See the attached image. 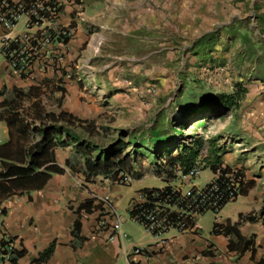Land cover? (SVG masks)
I'll return each mask as SVG.
<instances>
[{
  "label": "crops",
  "instance_id": "0c3cea01",
  "mask_svg": "<svg viewBox=\"0 0 264 264\" xmlns=\"http://www.w3.org/2000/svg\"><path fill=\"white\" fill-rule=\"evenodd\" d=\"M235 1L243 4L246 2ZM78 4L82 9L81 19L72 6L64 8L60 19L61 26L72 32L60 69L42 70L34 66L31 70L34 79L22 78L8 68L0 50V147L8 144L11 133L12 138L16 135L15 128L9 129L8 126V121L15 112L21 117L24 110L30 109L31 113L33 108L43 112L63 110L87 121L83 114L85 108L81 107L86 105L85 100L99 102L104 98L108 107L113 109L112 112L119 116L129 112L137 102V96L131 99L117 98L123 95L124 90L129 93L134 90L144 106L150 107L154 103V107L158 108L149 126L137 124L124 129L128 130L124 136L125 142L132 135L138 139L147 137L156 129V122L161 126L155 131L165 130L166 120L175 101L183 102L188 95L185 96V91L181 92L177 96L179 98L159 107L156 103L162 99L159 96L161 89L170 87L165 79L169 72L161 69L160 63L151 65L148 59H166L170 53V56L174 55L182 60L184 50L178 47L177 41L183 39L186 33H190L193 40L192 48L188 51H192V55L201 60L206 59L215 49L220 52L222 40H227V0H78ZM215 26H219L221 30H214ZM243 30V42H251V48L255 51L249 53L256 60L259 59L261 44L257 39L250 40L246 29ZM100 41L103 45L109 42L115 48H109V52L117 50L120 56H127V63L120 64L118 68L102 66L96 69L86 66V61H89L86 60L87 56L95 57L98 53L97 45ZM168 41L175 46L167 48L165 45ZM262 48L264 49V45ZM262 63L264 64V55ZM158 70L160 74L157 75L154 71ZM128 71L138 75L127 74ZM246 84L242 86L245 95L239 108L227 111L215 119L227 120V114L234 112L238 117L249 114L253 120H263L264 106L247 114L241 113V107L248 104ZM233 90L235 87L231 92ZM200 122L202 121L196 123ZM261 126L264 128V124ZM224 127L221 133L232 140L230 142L234 146L248 148L251 137H259L256 132H248L250 128L236 130L233 120L229 126ZM219 152L222 153V150ZM72 155V146L53 150L52 164L62 168L64 172L61 175L52 174L43 188L7 196L0 194V209L5 210L4 216L0 214V242L13 239L17 248L25 250L18 264H37L35 260L39 254L52 242L55 243L53 254L40 264H264V211L251 212L244 205L248 203L250 189L244 197H239L242 198L239 206L234 205L230 211L224 212L225 207L236 203L238 198L227 204L220 212L222 215L219 214L215 219L221 226L239 222L236 227L239 235L246 240H253L252 245L244 252L230 251L223 235L212 234V227L204 234L198 224L196 231L190 233L167 232L163 236L167 244L162 248L156 246V242L144 230L138 235L126 232L122 222L121 228L126 238L121 241L114 235L110 241V226L114 220L110 207L116 209L115 199L107 188L100 185L103 182L113 186L116 184L102 177H96L92 183H85L83 174L71 170L67 164V161L71 162ZM201 161L206 166V161ZM221 161L224 165L223 161H227V156L224 160L221 154ZM1 162L0 158V173ZM81 168L82 163L77 160L75 169ZM145 176L147 175L136 176L133 182H140ZM187 185L190 184H185ZM85 200H92L93 208L89 213L82 211L79 240L74 242L71 232L77 219L75 211ZM248 217L254 219L249 220ZM102 222H105L103 227ZM135 248L143 249V253L135 254ZM0 264L8 263L0 261Z\"/></svg>",
  "mask_w": 264,
  "mask_h": 264
},
{
  "label": "trees",
  "instance_id": "16d2710c",
  "mask_svg": "<svg viewBox=\"0 0 264 264\" xmlns=\"http://www.w3.org/2000/svg\"><path fill=\"white\" fill-rule=\"evenodd\" d=\"M69 39L65 40L67 44ZM245 95V89L241 84H236L235 90L230 93H211L200 91L199 93H189L187 100L183 102L175 101L167 120L165 130L155 131L159 124L147 137L138 139L132 135L129 140L124 141V136L128 130L120 131L118 140L106 146L97 145L90 139L94 126L88 121L80 120L76 116L66 111L43 112L41 109L23 111L20 117L18 112L12 114L8 121L9 129L15 128L16 135L11 133V140L8 144L0 147V158L2 159V171L0 173V194L13 195L21 194L25 191L39 190L43 188L52 174L61 175L64 170L57 165H53V150L72 146L71 162L67 161L71 170L81 172L85 183H92L96 177L109 179L113 184L117 183L121 175H133L135 178L141 174L135 172L138 161L148 160L152 171L156 174L164 175L163 188L144 189L150 197L152 193H157L155 201L168 199V203L175 202L178 196L173 191L174 186L179 181L181 175L187 174L200 158V151L203 147V140L196 135L185 134V131L193 123L211 121L218 118L227 111L238 109ZM31 114V116L29 115ZM28 119L32 122H29ZM157 142L152 141V136H161ZM173 135V136H172ZM221 137H214L210 141L216 142ZM157 140V139H156ZM13 141V142H12ZM15 143V145H12ZM210 149V148H209ZM218 147L209 150L205 168L209 169L213 175V183L217 185L218 191L224 196L219 202L220 210L218 214L229 203L235 202L239 197H244L251 187V182L245 180L241 171H234L228 166H224L221 161V152ZM149 155V156H148ZM151 157V160H149ZM165 160V164L161 160ZM77 160L81 161L82 168L75 169ZM138 173V175H137ZM230 178L234 181L231 185ZM233 184V182H232ZM237 190L233 197L229 198L228 188L232 189L237 185ZM206 186H209L207 184ZM93 208L92 200H85L76 209L77 219L73 223V241L79 240L81 227L80 219L83 218L82 211L91 212ZM177 209V208H175ZM188 210L184 204L178 205V211ZM203 212L202 214H204ZM178 213V212H177ZM1 216L5 215V210L0 209ZM175 218L176 211L171 213ZM129 216H134V211L129 210ZM249 220L254 218L248 217ZM217 219V218H215ZM242 219V218H240ZM246 218H244L245 220ZM186 226L195 225L193 220L184 219ZM239 222L233 225H219L216 221L212 224V234L223 235L228 242L230 251L244 252L252 245V238L246 240L241 237L236 229ZM55 249L52 242L45 248L35 260L40 264L46 262ZM25 254V250L17 248L14 240L0 242V261L8 264H18V260ZM7 258V261L5 260Z\"/></svg>",
  "mask_w": 264,
  "mask_h": 264
},
{
  "label": "rangeland",
  "instance_id": "374dc122",
  "mask_svg": "<svg viewBox=\"0 0 264 264\" xmlns=\"http://www.w3.org/2000/svg\"><path fill=\"white\" fill-rule=\"evenodd\" d=\"M243 28L246 29V34H248L250 40H258L257 42L261 44V49H259L260 57L257 60L254 56H251L253 54L249 53L254 50L251 48V42H243L241 36L245 32ZM214 30L220 31L221 28L215 26ZM192 42L190 33H186L183 39L177 41L178 47L184 50L182 60L180 57L170 56V53L166 59L164 57H151L148 59L151 61V65L154 63H158L159 65L160 63L162 64L160 68L167 69L169 72L166 74L165 79L170 87L161 89L162 92L159 93V96L162 99L156 103L159 107L171 102L174 98H179L177 96L184 91L185 96L189 93H199L202 90L211 93H230L236 84L245 86L247 83L248 104L241 107V113L247 114L251 111H256L259 107L263 108L264 64L262 63V55H264V49L262 46L264 45V0H246L245 4L236 2L235 0H227V40L225 38L222 40L223 47H221L220 52L215 49L206 59L201 60L200 57L192 55V51H188L192 48ZM99 43L97 45L99 49L98 53L95 57L87 56L86 60L88 59L89 61H86V66L96 69L102 66L118 68L120 64L127 63V56H120L117 50L109 52V48H114L109 42H106L104 45L102 41ZM165 46L172 48L175 45L168 41ZM207 53H210V51H207ZM154 73L158 75L160 71H154ZM127 74L138 75L132 71H128ZM153 82H155L154 79ZM170 83H173V85ZM136 91L139 90L137 89ZM134 92V90H131L130 93L124 90L123 95L117 96V98L126 99L137 96L136 106H133L129 112H125L119 116L112 112L113 109L108 107L104 98L99 100V102L85 100L86 105L81 106L85 108L83 111L84 117L95 128L90 139L92 142L97 145L106 146L113 143L116 139L118 140L120 136V134L118 136V132L120 130L130 129L137 124L149 126L152 116L158 108L154 107V103L150 107L144 106L141 104L142 100L139 95H136ZM262 113L264 117L263 109ZM231 120H233L236 130H239V128H250V131H247L251 134L256 132L259 137L252 136L250 139L251 144L248 145V148L240 147L239 145L234 146L230 142L232 140L221 133L225 125H230ZM261 123L264 124V118L262 121L253 120L251 116L249 117V114L244 117L242 115L238 117L232 112L231 114H227V120L213 119L212 121L200 122L198 124L193 123L185 131V134H193L203 140L204 144L200 151L201 160L205 161L209 150L214 145L222 150L221 154L224 160L227 156V161H223L224 166H229L234 171H241L245 176V180L251 182L247 197L248 203L246 202L244 205L251 212L255 213L260 210L264 211V143H261L264 142V136H262L264 128H262ZM156 124L160 123L156 122ZM221 135V139L216 142L210 141L212 138ZM152 139V141L157 142L162 139V135L152 136ZM255 143H258V145L253 146ZM149 160H151V157H149ZM136 170L138 173H141V177L147 175L140 182L115 186L103 182L100 185L107 188L110 194H112V197L115 199L117 214L123 223L122 227L132 235H138L144 232V229L139 223L130 219L128 211L131 199L135 198L141 190L163 188L166 185L162 180L153 177L154 173L147 159L138 161ZM212 178L211 171L208 168L202 167L199 176L192 179V183L193 185L204 187ZM241 202L242 198H239L236 203L227 205L224 212L226 210L230 211L234 205L239 206ZM215 218L217 216L211 211H207L199 217L197 224L204 234L208 233Z\"/></svg>",
  "mask_w": 264,
  "mask_h": 264
},
{
  "label": "built area",
  "instance_id": "2783aa9c",
  "mask_svg": "<svg viewBox=\"0 0 264 264\" xmlns=\"http://www.w3.org/2000/svg\"><path fill=\"white\" fill-rule=\"evenodd\" d=\"M66 6L75 8L77 17L82 18V9L79 7L78 0H18L17 2L0 0V29L2 30L0 50L11 71L22 78L33 80L31 70L34 66L51 71L61 68L67 51L65 40L69 39L72 33L70 29L60 24ZM161 163L165 164V160L162 159ZM202 167H205V164L198 159L187 174L178 173L179 181L173 189L178 196L173 203H168V199L157 202L155 201L157 193H152L149 197L147 192L142 191L131 199L129 210L134 211V216L130 217L131 220L143 227L156 242V246L162 248L167 244L163 236L169 231H176L179 234L196 231L197 221L206 210L215 212L220 210L219 202L224 196L217 193L218 188L213 183V178L208 183L209 186L200 187L192 184V179L199 176ZM152 172L154 178L163 180L164 175ZM134 178L131 174L121 175L117 183L130 185ZM230 182L232 186L235 184L232 178ZM185 184L190 185L185 186ZM237 186L238 184L232 189L228 188L229 198L233 197ZM180 204H184L188 210L183 209L179 212L177 209ZM173 211H176L175 218L171 217ZM220 212L215 215L218 216ZM110 213L114 220L110 226L108 240H113V236L116 235L123 241L126 234L121 228V220L116 209L110 207ZM185 218L193 220L195 225L187 227ZM101 226H105V222H102ZM133 252L142 254L143 249L135 248ZM5 260L7 261V258Z\"/></svg>",
  "mask_w": 264,
  "mask_h": 264
}]
</instances>
